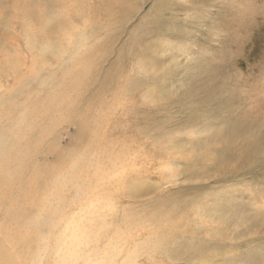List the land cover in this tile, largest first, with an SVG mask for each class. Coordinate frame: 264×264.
<instances>
[{"label":"rangeland","instance_id":"rangeland-1","mask_svg":"<svg viewBox=\"0 0 264 264\" xmlns=\"http://www.w3.org/2000/svg\"><path fill=\"white\" fill-rule=\"evenodd\" d=\"M0 79L44 191L19 237L92 196V261L264 264V0H0Z\"/></svg>","mask_w":264,"mask_h":264},{"label":"bare ground","instance_id":"bare-ground-1","mask_svg":"<svg viewBox=\"0 0 264 264\" xmlns=\"http://www.w3.org/2000/svg\"><path fill=\"white\" fill-rule=\"evenodd\" d=\"M5 111L0 107V122L5 120ZM15 130L13 128L5 132L0 130V264H114L116 262L115 257H118V254L113 252L111 256L113 263L111 259L107 263L104 259L105 249L99 251L96 254L97 259L92 261L95 256L94 252L98 251L96 245L102 238L101 234L100 236H91L84 232L89 231V227L86 226L87 222L94 223V219L98 220L100 217L101 202L96 201L95 197L92 196L91 198L94 201L81 208L80 218L75 221L72 217L71 221L65 223L63 229L61 228L62 231H58L60 237L58 236L56 242L54 239L57 235L56 232L55 235L51 231H46V236H43V232H37L33 228V231H30V229H28L29 231H22L23 235L19 237L18 231L24 229L25 226L30 228L39 223V220L35 223L28 222L29 212L36 206L41 207V195L38 192L43 193L44 191L35 189V184L38 181L35 174L37 167H32V174L27 182V178L24 179L25 177H23V174L31 168L28 165L29 155H33L38 151L23 149L21 145L26 142L24 140L20 141ZM24 139L26 138L24 137ZM32 160L37 164L39 158ZM40 160L44 161L43 158ZM63 219L65 218L60 220ZM54 228L58 227L54 226ZM129 239L132 240V236ZM112 240L108 245L116 251L119 249L118 245L114 239ZM40 241L43 242L42 246H39ZM128 246L127 242L125 247L129 248ZM128 258L130 257L128 256Z\"/></svg>","mask_w":264,"mask_h":264}]
</instances>
